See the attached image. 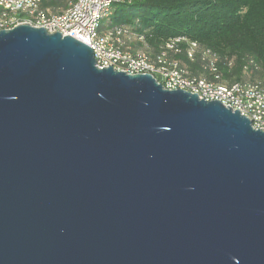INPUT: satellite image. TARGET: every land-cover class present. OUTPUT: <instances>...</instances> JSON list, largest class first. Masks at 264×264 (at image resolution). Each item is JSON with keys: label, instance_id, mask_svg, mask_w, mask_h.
Segmentation results:
<instances>
[{"label": "water", "instance_id": "1", "mask_svg": "<svg viewBox=\"0 0 264 264\" xmlns=\"http://www.w3.org/2000/svg\"><path fill=\"white\" fill-rule=\"evenodd\" d=\"M0 264H264V132L75 38L2 30Z\"/></svg>", "mask_w": 264, "mask_h": 264}, {"label": "trees", "instance_id": "2", "mask_svg": "<svg viewBox=\"0 0 264 264\" xmlns=\"http://www.w3.org/2000/svg\"><path fill=\"white\" fill-rule=\"evenodd\" d=\"M74 1L44 0L42 8L57 14ZM117 32L123 51H142L155 64L165 54L208 82L264 81V0H119L98 35ZM178 37L183 41L167 49ZM190 43L196 44L191 57ZM212 63L216 74L210 71Z\"/></svg>", "mask_w": 264, "mask_h": 264}, {"label": "built area", "instance_id": "3", "mask_svg": "<svg viewBox=\"0 0 264 264\" xmlns=\"http://www.w3.org/2000/svg\"><path fill=\"white\" fill-rule=\"evenodd\" d=\"M44 0H0V31L11 30L28 24L44 28L48 33H60L87 44L93 51L96 66L100 69L113 67L116 71L134 74H150L167 90H183L196 94L205 101H219L225 107L237 110L245 116L254 129L264 132V81L256 83H235L225 86L191 76L177 62L169 61L165 54L155 63L140 51L135 54L123 51L122 45L112 33L98 35L100 23L107 19L112 6L119 0H75L61 13L52 14L42 8ZM183 41L178 37L166 44L173 49L175 43ZM189 57L196 48L190 43ZM213 61H216L213 56ZM252 65V61H249ZM210 71L216 74L212 63ZM157 77V78H156ZM217 79L218 76H215Z\"/></svg>", "mask_w": 264, "mask_h": 264}]
</instances>
